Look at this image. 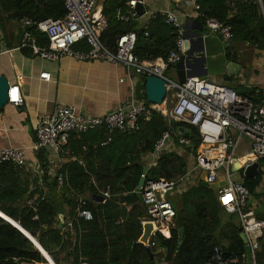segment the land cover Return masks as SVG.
<instances>
[{
    "label": "trees",
    "instance_id": "16d2710c",
    "mask_svg": "<svg viewBox=\"0 0 264 264\" xmlns=\"http://www.w3.org/2000/svg\"><path fill=\"white\" fill-rule=\"evenodd\" d=\"M261 1L264 11V0ZM195 4L199 6L201 23L206 18L216 19L231 28L233 42H248L264 50V16L259 5L243 0H195ZM119 7H124V1L105 0L102 14L108 27L101 35V42L111 48L120 35L133 32L136 57L166 59L175 43L171 27L158 17L137 30L132 22L123 24L115 20L114 13ZM64 13L62 0H0V28L5 22L18 24L22 18L32 21L58 19ZM30 31L40 37L33 28ZM40 45H47L43 37H40ZM144 79L141 77L142 88ZM238 95L250 97L246 93ZM164 132H169L173 145L181 151H161L156 165L147 174L154 180L178 183L186 175L189 157L195 156L200 139L194 128L168 121L155 111L148 121L141 123L138 132L113 133L109 142L108 133L99 129L72 134L58 154L45 149L39 151V176L26 168L1 163L0 264H79L80 260L86 264H151L154 260L142 245L132 247L141 234L140 222L146 215L145 208L136 201L126 210L120 202L125 195L133 196L138 192L137 185L145 167L143 159L154 151ZM178 133L189 141L191 152L178 144ZM65 150H69L72 159L57 169V174L65 177L63 186L58 188L47 154L59 157ZM259 182L260 176L245 180L243 185L253 192ZM107 186L111 189V199L105 204L83 201ZM170 202L175 211L170 237L165 239L158 234L153 237L155 244L165 250V264H205L214 247L236 260L235 264H244L238 219L225 214L216 192L195 185ZM77 209L90 211L92 220H78L73 224V232L67 228L62 230L75 217ZM59 215H64L61 228ZM256 218L264 221V215ZM20 227L32 237L30 240L40 252L25 237L28 235L19 231ZM149 250L152 255L153 248ZM43 254L51 257L50 263L45 261ZM255 257L259 262L264 260V240Z\"/></svg>",
    "mask_w": 264,
    "mask_h": 264
},
{
    "label": "built area",
    "instance_id": "2783aa9c",
    "mask_svg": "<svg viewBox=\"0 0 264 264\" xmlns=\"http://www.w3.org/2000/svg\"><path fill=\"white\" fill-rule=\"evenodd\" d=\"M244 2L261 4V0H243ZM65 13L58 19H44L32 21L22 18L18 21L20 39L16 50L29 51L47 61H57L63 56L80 62L103 61L114 65H121L127 69L136 71L143 77L154 76L164 81L165 103L160 106L147 104L144 99H126L119 107L108 112L102 117H85L78 113L74 106H59L54 114L36 121L35 139L36 149H48L58 154L67 145L72 134H82L90 131L104 129L110 135L116 132L135 133L141 128V123L148 121L152 111L161 114L168 121L184 123L194 128L199 136L200 143L193 157L197 178L201 171L205 172L203 179L207 185L216 184L218 177L227 182L216 192L217 200L226 215L236 216L241 233L246 238V244L251 251L250 264H264L255 255L260 250V242L264 240V221L258 220L254 211L249 207L250 194L240 183L232 180L230 169L235 162H239L242 168L252 163L264 161V89L258 91L259 101L254 102L238 95L234 90L224 85L216 84L205 78L192 77L186 79L184 85H178L177 81L167 75L169 67L175 66L186 55V39L183 20L172 10H158L144 12L149 20L161 18L171 27L175 35L174 48L168 53L166 59L141 60L134 55L136 35L133 32L120 35L111 48L101 42V35L108 27L106 17L96 8V0H62ZM137 0H129L126 7L115 10L114 18L123 24H129L137 19L135 7ZM194 10L199 11L195 5ZM204 25L208 32L217 35L222 43L229 47L233 42L231 28L223 23L206 18ZM34 29L40 37L46 39V46L40 45V37L34 35L30 29ZM249 46L250 43H244ZM83 46L84 49H76ZM39 79L50 81L49 73H41ZM9 101L14 105H21L18 87H10L8 90ZM12 93L16 95L12 97ZM170 102L172 107L166 110V104ZM178 133V144L189 147V141L181 138ZM247 143V151L238 157L237 150L242 142ZM172 143L169 132H164L157 141L152 158L151 167L156 165L159 153L166 150L168 143ZM10 163L20 169L31 168L32 172L40 175L38 164H29L21 149L0 148V164ZM30 170V169H28ZM146 172L140 175L144 183L137 190L145 208L143 223L154 225V231L146 248L156 247L153 237L158 234L165 239L170 237L173 227L175 211L167 195L174 191L177 183L164 179L154 180L148 178ZM57 187L61 188L65 177L54 174ZM102 203L111 199L109 186L100 190ZM77 220L90 222L91 212L77 209L74 219L69 220L64 227L73 232V224ZM244 257V256H243ZM236 260L225 256L222 249L214 247L211 257L205 264H235ZM79 264H86L80 260ZM165 264V263H162Z\"/></svg>",
    "mask_w": 264,
    "mask_h": 264
},
{
    "label": "crops",
    "instance_id": "0c3cea01",
    "mask_svg": "<svg viewBox=\"0 0 264 264\" xmlns=\"http://www.w3.org/2000/svg\"><path fill=\"white\" fill-rule=\"evenodd\" d=\"M122 1L126 7L129 0H117V2ZM104 3L105 0H96L97 10L102 12ZM195 5V0H141L144 12L158 10L175 12L184 22L186 36L193 37L201 32L207 69L205 79L231 88L238 94L246 93L251 101H259L258 91L264 89V50H259L252 44L245 46L244 43L235 42L226 47L217 35L209 33L204 23L199 21L198 12L194 10ZM259 7L264 13L262 1ZM149 21V17L144 15L132 21V24L139 30L146 27ZM19 39L18 24L5 22L0 28V76L8 81L10 87H18L19 99L22 103L15 106L14 101H9L0 110V148L21 149L29 164H37V153L43 150L35 147L36 121L52 116L57 107L74 106L82 116L102 117L108 112L115 111L126 99L138 98L146 101L141 82L143 76L134 70L97 60L80 62L66 56L54 62L43 60L33 56L29 51L16 50ZM186 47L188 50L187 42ZM230 62L237 63L241 71L238 76L226 80V67ZM41 73H49L50 81L40 80ZM167 75L177 80L174 66ZM247 147V143L242 142L237 150V156L244 155ZM172 149L181 151L180 148H175L173 142H169L166 150ZM47 159L51 165V172L57 174V169L69 163L72 158L69 150H65L59 157L48 153ZM143 162L146 170L153 168H150L152 163L150 154L144 157ZM79 163L81 164V161ZM193 167V157L190 156L187 173L168 195V200L171 198L176 201L189 187L200 184V179L197 178L195 171H192ZM258 176H260L259 184L253 192L248 191L250 194L248 205L255 216L264 215V161L258 162ZM232 180L243 185L245 180L253 179H244L242 174L238 173L233 174ZM134 195L136 198L128 203L121 199V207L124 206L129 210L130 205L136 201L142 204L140 195L138 193ZM62 216L64 221V215ZM62 225L63 222L61 224L59 222V228ZM152 255L155 264L164 263V249L156 245Z\"/></svg>",
    "mask_w": 264,
    "mask_h": 264
},
{
    "label": "water",
    "instance_id": "95a60500",
    "mask_svg": "<svg viewBox=\"0 0 264 264\" xmlns=\"http://www.w3.org/2000/svg\"><path fill=\"white\" fill-rule=\"evenodd\" d=\"M135 11L137 12L138 16H142L144 14L143 7L141 6V0H137ZM263 16H264V13H263ZM199 26H200V24H199ZM185 39H186V42L188 44V50L186 52V55L182 58V60L179 63H177L174 66V71H175V74L177 77L176 81H177L178 85H180V86L184 85L186 79H188V78H192V77L205 78V77H207L206 61H205V55H204L205 52H204V47L202 45L201 32H200V34H197L193 37H188L185 34ZM240 71H241V67L237 63L230 62L226 67V75H227L226 80H229V77L238 76ZM8 90H9L8 81L4 77L0 76V110L6 104H8V99H9ZM144 92H145V97H146L147 103L152 104V105H156V106H162L165 103L166 92H165L163 80H161L157 77H154V76L145 77V79H144ZM184 149L187 152H191V150H192V148L190 146L186 147ZM230 171L232 174L241 173L242 177L244 179H255L258 176V162L252 163L251 165H248L245 168H242L241 164L239 162H235L231 166ZM144 172H146V168H143V173ZM204 177H205V172L201 171L200 177H199L200 187L209 189L210 191H213V192H217L219 188L224 187L227 184V182L224 181L222 177H218L220 182H218L216 184H212V185H207V183L203 181ZM148 178L150 179L151 175H148ZM143 183H144L143 179H140L138 182V185H137V190L141 189ZM134 198H136L135 195L134 196H125L122 198V200L126 201L128 203L129 201H132ZM90 200L95 201L97 203H100V202H102V197H100L97 194H93L90 198H85L83 201L88 202ZM58 219H59V222L61 224L63 222V216L59 215ZM19 231L22 232L24 235L27 234L28 237L26 235H25V237L37 249L36 245H34V243L30 240V238H32V237L26 231H24L22 228ZM153 231H154V225L153 224L143 223L142 227H141V234L138 237V239L132 245V247H134L136 245H142L146 249L148 254L150 255L151 260H152L151 252L148 248L145 247V245L150 240ZM182 237H183L182 231L179 230V238L182 239ZM240 238L242 240L243 245H245L247 241H246V238H245L243 233H240ZM37 244H38V242H37ZM180 245H181V241L179 242L178 246H180ZM244 257H245L244 264H250V262H251V251H250L249 247L244 246ZM45 261H46V259H45ZM15 264H17V262ZM151 264H155V262L151 261Z\"/></svg>",
    "mask_w": 264,
    "mask_h": 264
},
{
    "label": "rangeland",
    "instance_id": "374dc122",
    "mask_svg": "<svg viewBox=\"0 0 264 264\" xmlns=\"http://www.w3.org/2000/svg\"><path fill=\"white\" fill-rule=\"evenodd\" d=\"M170 77V76H169ZM171 78V77H170ZM172 107V104L170 103V102H168L167 104H166V110L167 111H169L170 110V108ZM28 169H30V170H32L31 168H28ZM38 170V172H39V174H40V168H37L36 169V171ZM41 175V174H40ZM32 179H34V178H32ZM169 195V194H168ZM167 195V198L169 197ZM171 200V198L169 199V201ZM43 257L46 259V261H47V263H50V259H51V257L49 256V255H45V254H43Z\"/></svg>",
    "mask_w": 264,
    "mask_h": 264
},
{
    "label": "bare ground",
    "instance_id": "6f19581e",
    "mask_svg": "<svg viewBox=\"0 0 264 264\" xmlns=\"http://www.w3.org/2000/svg\"><path fill=\"white\" fill-rule=\"evenodd\" d=\"M12 97L15 98L16 95L12 93ZM160 107H161V109L164 111L163 106H160Z\"/></svg>",
    "mask_w": 264,
    "mask_h": 264
}]
</instances>
